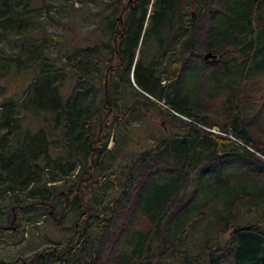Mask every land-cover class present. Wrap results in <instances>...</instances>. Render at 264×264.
Instances as JSON below:
<instances>
[{"label":"trees","instance_id":"16d2710c","mask_svg":"<svg viewBox=\"0 0 264 264\" xmlns=\"http://www.w3.org/2000/svg\"><path fill=\"white\" fill-rule=\"evenodd\" d=\"M17 1L0 0V28L14 25L19 31ZM106 6L108 43L66 57L63 69L78 76L80 88L61 96L50 76L31 85L35 101L52 112L53 129H60L53 143L65 152L69 175L77 170L68 190L58 193L63 198L60 215H55L52 203L43 205L57 224L68 210L76 219L66 229L70 235L62 247L34 251L14 264H264V160L243 146L264 157V0H187V30L175 18L182 13V0H111ZM122 13L124 22L118 26L116 16ZM106 48L122 49L107 82L105 66L112 62L105 63L101 49ZM150 48L180 49L163 70L171 91L164 92L158 74L156 79L149 71L140 74V53ZM208 52L217 57L204 61ZM96 82L104 93L100 108L113 115V123L153 107L185 133L155 140L120 174L122 181L110 173L114 193L106 203L104 196H93L106 179L95 178L92 171L99 169L108 140L96 131ZM109 89L120 96L127 90L145 102L126 106L124 94L117 102ZM214 98L230 122L217 125L203 114V105ZM106 122L100 127H107ZM214 125L234 140L202 128ZM3 127L15 128L8 122ZM43 135H29L17 148L6 135L0 137V189L18 197V191L40 181L46 184L51 145ZM56 165L63 172L64 163ZM250 207L257 219L243 221ZM15 239L13 245L23 241Z\"/></svg>","mask_w":264,"mask_h":264},{"label":"rangeland","instance_id":"374dc122","mask_svg":"<svg viewBox=\"0 0 264 264\" xmlns=\"http://www.w3.org/2000/svg\"><path fill=\"white\" fill-rule=\"evenodd\" d=\"M110 1L19 0L17 7L14 6L17 17L21 15L19 19L22 21L15 22L20 25L19 31L14 25L12 28L8 26L0 28V137L6 135L12 146L17 148L22 146L29 135L38 138L43 132V136L51 145L48 167L45 170L47 179L45 185L40 181L27 190L18 191V197L11 196L10 191L0 189V261L4 264H14L18 258L27 259L34 254V251L44 248H60L70 235L66 229L74 224L76 214L72 210L66 211L61 222L57 224L50 217V211L48 207H44L43 201L52 203L55 215L59 216L63 198L59 197L58 193L68 190L76 180L73 177L77 170L69 175L70 166L66 164L65 152L58 144L53 143L55 138L60 137V129H53V114L42 109L35 101L36 94L31 93V85L39 78L50 76L52 83L58 86L61 96H67L73 90L80 88L82 84L78 83L81 81L78 76L69 68L63 69L66 57L75 50L98 46L99 43L107 41L109 34L107 35L104 24L105 17L110 15L109 7L106 6ZM191 9L194 10L193 7ZM50 39L54 43L46 42ZM153 50L154 48L142 49L141 59L147 60ZM101 51L105 57L104 49ZM43 71L47 72L41 75ZM160 78V86L164 87V92L171 91L168 88V80L165 77ZM95 87L97 90L94 102L100 109L96 131L100 132L104 139L107 136L108 140L107 152L104 153L99 169L92 171L95 178L100 175L106 179L94 188L93 196H104L102 203H106L114 193L109 188V184L113 181L110 173H115L118 182L122 181L120 174L126 171L140 153L148 150L155 140L160 139L161 142L170 136L181 137L185 133L167 116H160L159 111L153 107L149 109L143 107L144 111L131 112L121 124L113 123L111 119L113 115L105 113V110L100 108L104 98L100 83L96 82ZM134 88L159 106L169 109L136 86ZM109 91L111 98L117 102L118 97L121 98L124 94L127 99L126 106L139 100L131 96L127 90H121V96L116 94L118 93L116 91L114 94L112 90ZM263 98L264 96L261 99ZM139 101L145 102L141 98ZM208 101L210 102L203 105L202 112L211 122L217 125L222 124V121L230 122L222 115L218 98ZM171 112L178 118L191 122L187 117ZM102 120L107 121V127L104 124L100 127ZM7 122L13 124L15 128L3 127ZM217 125L202 126V128L208 133L233 139L229 133H222ZM52 129L56 131V136L50 132ZM243 146L264 160V157L251 150L250 146L244 144ZM61 162L64 163L63 172L56 165ZM77 162L78 159L75 160V163ZM38 163L43 165L44 161L41 159ZM93 202L91 200L90 203L94 204ZM26 203H33L34 206L23 208ZM13 214L14 221H12ZM252 219H257V214L250 207L249 211L245 212L243 221ZM14 237L23 241L13 245L11 241L15 239Z\"/></svg>","mask_w":264,"mask_h":264},{"label":"flooded vegetation","instance_id":"af4514ba","mask_svg":"<svg viewBox=\"0 0 264 264\" xmlns=\"http://www.w3.org/2000/svg\"><path fill=\"white\" fill-rule=\"evenodd\" d=\"M132 0H128V2L130 3ZM183 1V10L180 16L176 15V20L180 21V24L185 28L184 30H187L188 27V14H189V10L187 7V0H182ZM133 5V4H132ZM125 9V7H123V10ZM121 13V12H120ZM193 16V14H192ZM180 17V18H179ZM117 22H118V26H122L123 22H124V18H123V13L122 14H118L116 16ZM106 32L107 35L109 34L108 32V25L106 24ZM117 35L120 34L119 29H117V31L115 32ZM108 39L109 36L107 38L106 43H108ZM110 50L112 51V53H110ZM180 49H154L152 52V55L146 60V59H141V53H140V60H141V64L139 65V71L140 74L142 72H150L151 73V77H153V79L157 78V74L164 78L163 76V70L164 68L171 64L175 59H177L176 55L178 54V51ZM121 52L122 49H104V54H105V63L108 64L109 61H111L112 63L110 64V66L106 65L105 66V81L107 82L108 79L111 77V73L112 76L113 71L110 72V70H112L110 67L114 66V62L116 61V58H121ZM182 60L183 63H186V56L182 55ZM133 72H132V79L131 82L133 81ZM176 75V73H174ZM141 77L143 75H140ZM114 79H118L117 77H113ZM167 79V78H166ZM168 80V79H167ZM134 82V81H133ZM169 85L172 84L171 81L168 80ZM105 90H106V84H105Z\"/></svg>","mask_w":264,"mask_h":264},{"label":"water","instance_id":"95a60500","mask_svg":"<svg viewBox=\"0 0 264 264\" xmlns=\"http://www.w3.org/2000/svg\"><path fill=\"white\" fill-rule=\"evenodd\" d=\"M216 54H213L211 52H208L204 55L203 59L204 61H207V60H214L216 58Z\"/></svg>","mask_w":264,"mask_h":264}]
</instances>
